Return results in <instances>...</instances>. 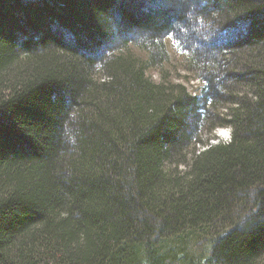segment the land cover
<instances>
[{"label":"trees","instance_id":"16d2710c","mask_svg":"<svg viewBox=\"0 0 264 264\" xmlns=\"http://www.w3.org/2000/svg\"><path fill=\"white\" fill-rule=\"evenodd\" d=\"M168 1L0 0V264H264V0H198L177 80Z\"/></svg>","mask_w":264,"mask_h":264},{"label":"rangeland","instance_id":"374dc122","mask_svg":"<svg viewBox=\"0 0 264 264\" xmlns=\"http://www.w3.org/2000/svg\"><path fill=\"white\" fill-rule=\"evenodd\" d=\"M197 2H198V0H183L181 2V4L178 6V1L177 0H169L167 3L165 2V4H166L165 6L159 5L160 9H163L166 12H170V13H175V12L181 10V8L184 9V10H182L183 13H184V16L185 17L188 16V17H186V19L184 20L183 23L184 24L189 23V24H188V26H186L184 28V30H183L184 32H182V34L181 33L178 34V32L176 31L177 30V24L174 25L172 23V25H169V26L165 27V30H163L164 32L162 31V32H160V34H158L159 32L153 34V31L145 32V33L139 32V34L134 37V39L139 40L140 42H144L145 40L143 41V39H148L149 41L150 40L154 41L156 39L157 41H159L163 45V47H165L168 50V52H167L168 54L167 55L170 57V60H172L173 65H175L174 66L175 72L171 71L167 75L172 80H177L176 72H177V66L178 65H179L178 70L180 71L181 74L183 73L184 69L186 70L188 68L186 64H183V63H188L189 62L187 60V58H186L189 55L188 50L190 49L191 51H193L190 54L194 58V57H196V55L194 53L195 50H196L195 48L201 49L200 46H202V45L204 46V44H201L200 46L196 44V36H197V34H198L199 30H200V27H201V25L203 23H200V24L198 23L197 26H194V28H192V25H190V22L193 23L194 17L197 14V9L200 8L197 5ZM154 10H157V8H155ZM215 27L218 30V33L220 35L221 34V30L219 29V25L216 24ZM215 27H213V29ZM190 31H192L191 33H189L191 35L190 37L188 36V34L187 35H183V33H187V32H190ZM240 32H241V30L239 32H237V33H234L232 36L227 35L228 37H227V39H224V42H227L228 43L227 45H229V47H230L231 44H233V40L235 39V37H237L240 34ZM160 35H161V37L159 38ZM229 38H230V40H229ZM178 39L180 40V44H182V53L181 54L180 53H176L175 50L173 51L174 48L172 46V43H174V44H175V42L177 43ZM146 44L149 45V46L151 45L147 41H146ZM197 46H199V48ZM150 48H151V46H150ZM152 48H154V47H152ZM220 49L221 48H218L217 50H215V52H213L210 55H205L206 56L205 58L206 59H210L211 61H213L212 64H215V61H216V64L219 66L221 61L218 60V59L220 58L221 55H223V51L220 50ZM139 52H141V51H139ZM198 61H200V60L197 59V61H196L197 63L195 64L196 65L195 68H197L199 66V62ZM200 64L205 67V70L201 71L202 74L205 75L209 80H207L206 82L202 81L199 78V76H198L200 71H198V70H196L194 68H191L190 72L188 74V77L190 78V82L188 83V88L189 89L192 88L193 90H195L196 93L199 94L201 91H203L204 87L210 81H212V84L214 85L213 87H215V84L220 86L221 84H225L226 83L227 78L224 75V73H225L224 66L222 68V71H224V72H222L219 69L220 72L217 73L216 71L213 70V66L212 65L207 66L206 63H200ZM223 65H224V63H223ZM207 67L209 69H207ZM242 67H243L242 64H239V68H242ZM152 78L156 79V80L158 79V76H157L156 72H154ZM218 79H219V81H218ZM211 88H212V85H209V89H208L207 93L211 92L210 91ZM209 109L210 108L206 105L205 106V110H204L205 112L201 113L202 110L199 112L200 116H198V118L196 119L197 124H201V123L203 124L204 123V120L207 118V114H208V112H206V111H209ZM227 128L228 127H226V126L217 127L215 129L216 137L218 139H228L229 134H228L227 137H224V136L221 135V132H225V130ZM214 141H212V143H214Z\"/></svg>","mask_w":264,"mask_h":264},{"label":"snow or ice","instance_id":"6c2138e0","mask_svg":"<svg viewBox=\"0 0 264 264\" xmlns=\"http://www.w3.org/2000/svg\"><path fill=\"white\" fill-rule=\"evenodd\" d=\"M221 135L224 136V137H227L228 136V133L226 131L225 132H221Z\"/></svg>","mask_w":264,"mask_h":264},{"label":"clouds","instance_id":"9594fccd","mask_svg":"<svg viewBox=\"0 0 264 264\" xmlns=\"http://www.w3.org/2000/svg\"><path fill=\"white\" fill-rule=\"evenodd\" d=\"M225 131L228 133V130L227 129Z\"/></svg>","mask_w":264,"mask_h":264}]
</instances>
